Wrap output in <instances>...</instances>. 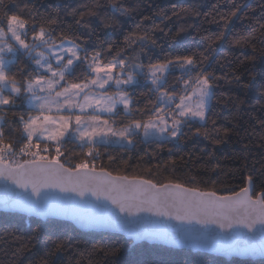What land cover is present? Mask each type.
I'll return each mask as SVG.
<instances>
[{
  "label": "snow or ice",
  "instance_id": "6c2138e0",
  "mask_svg": "<svg viewBox=\"0 0 264 264\" xmlns=\"http://www.w3.org/2000/svg\"><path fill=\"white\" fill-rule=\"evenodd\" d=\"M22 2L23 7L20 0H0V188L12 193L4 207L35 219L37 234L42 226L71 217L82 228L111 229L134 240L264 258V189L256 191L251 176L239 191L218 195L171 181L158 184L113 175L103 164L97 170L101 148L132 145L141 134L143 142L179 143L189 135L185 129L194 128L192 135L208 138V123H216L211 119L214 88L217 80L227 79L202 66L209 57L204 52L168 53L161 60L148 47L147 32L135 31L124 37L123 47L100 41L90 50L95 30L83 37V43L63 29L57 35L51 27L60 22L57 16H39L35 3ZM81 7L85 11L72 12L79 17L74 23L89 28L85 16L98 13L87 4ZM112 9L122 16L130 11L116 3ZM240 10L238 5L230 15ZM102 22L105 28L114 24ZM226 35L227 31L219 32L216 41H224ZM247 40L241 36L235 43ZM137 43L140 50L129 52ZM208 48L216 51L211 43ZM121 119L122 127L117 124ZM260 124L264 126V120ZM16 130L19 139L14 138ZM73 155L80 159L74 161ZM145 213L160 217L163 227L141 230ZM173 220L188 227L169 231L164 221ZM45 239L54 253L72 246L70 238L45 234ZM99 251L108 256L120 249Z\"/></svg>",
  "mask_w": 264,
  "mask_h": 264
},
{
  "label": "trees",
  "instance_id": "16d2710c",
  "mask_svg": "<svg viewBox=\"0 0 264 264\" xmlns=\"http://www.w3.org/2000/svg\"><path fill=\"white\" fill-rule=\"evenodd\" d=\"M5 3L10 4V0ZM29 3L36 4L39 16L47 17L51 13L58 17L60 22L51 25L57 29V35L63 29L66 35L80 36L79 42L83 43V37L95 30L88 45L90 50L100 41H115L123 47L124 37L130 32H147L148 47L161 60L168 53L175 56L204 52L209 59L202 66H207L217 77H227L217 80L218 86L214 88L211 119L216 123H208L207 139L203 134L192 135L194 128H186L189 135L179 143L143 142L141 134L132 146L109 144L101 148L97 169L103 164L115 175L152 179L158 184L171 181L220 195L239 191L251 176L256 191L264 189V126L260 124L264 120V36L261 35L264 0H29ZM113 3L129 8L128 15L115 12ZM84 4L98 13L85 16L89 28L76 25L74 20L79 17L72 15L73 10L85 11L81 7ZM238 5L241 10L231 16ZM145 15L152 19L143 20ZM102 19L114 21L113 27L105 28ZM223 31H227L226 39L216 41V35ZM241 36L248 37L247 42L235 43ZM210 43L215 52L208 48ZM132 48L140 50L138 43L129 52ZM170 81L176 82L171 77ZM117 124L122 127L124 120H118ZM13 135L19 139L20 131ZM68 147L78 152L72 145ZM109 155L115 159L109 161ZM72 159L78 161L80 156L73 155ZM35 227V219L0 211V264H42V261L49 264H264V259L227 260L146 242L134 245L121 235L79 231L67 221L58 220L52 227L42 226L39 234ZM45 234L70 238L72 246L54 253ZM101 247H118L120 251L105 256L99 251Z\"/></svg>",
  "mask_w": 264,
  "mask_h": 264
},
{
  "label": "water",
  "instance_id": "95a60500",
  "mask_svg": "<svg viewBox=\"0 0 264 264\" xmlns=\"http://www.w3.org/2000/svg\"><path fill=\"white\" fill-rule=\"evenodd\" d=\"M99 170V169H97ZM115 175V174H113ZM131 178V177H130ZM143 179V178H142ZM10 187L14 188V186ZM199 190V189H198ZM15 191H19L18 189H16ZM201 192H204L202 190H199ZM220 195V194H218ZM226 195H230V194H226ZM12 197V193L11 192H5L2 188H0V211L1 212H6V213H17V214H22L25 215L27 217H29L27 214L24 213H20L18 211H13L11 209H7L4 207V201L10 200ZM85 214H91V210L89 209H83L82 210ZM146 217V219L140 224V229L144 230V231H158L160 230V228L163 227V225H161L159 223L160 221V217H156V216H152L151 214H142ZM60 221H67L70 222L72 225H74L79 231L82 232H103V233H112V234H117V235H121L124 236L126 239L130 240L133 242L134 245L140 244L142 242H146L152 245H161L164 247H168V248H172V249H176V250H187V251H192L193 253H206V254H210L213 256H217V257H222L225 258L227 260H231L233 258H237V259H243V260H263L264 258L260 257L259 255H255V256H246V255H240V256H225L213 251H209L207 249H196V248H189L187 246H181V245H170V244H165L161 241H154V240H145V241H140V240H134L132 237H127L125 233L123 232H118V231H114L111 229H89V228H82L74 219H72L71 217H62L59 219ZM164 224L169 226V231L172 230V228H187L188 225H180L177 221H164Z\"/></svg>",
  "mask_w": 264,
  "mask_h": 264
},
{
  "label": "rangeland",
  "instance_id": "374dc122",
  "mask_svg": "<svg viewBox=\"0 0 264 264\" xmlns=\"http://www.w3.org/2000/svg\"><path fill=\"white\" fill-rule=\"evenodd\" d=\"M112 139H115L114 137ZM116 145H119V144H116ZM126 146H132V145H126Z\"/></svg>",
  "mask_w": 264,
  "mask_h": 264
}]
</instances>
